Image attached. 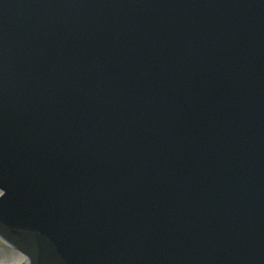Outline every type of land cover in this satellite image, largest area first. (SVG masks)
<instances>
[{"label":"water","instance_id":"water-1","mask_svg":"<svg viewBox=\"0 0 264 264\" xmlns=\"http://www.w3.org/2000/svg\"><path fill=\"white\" fill-rule=\"evenodd\" d=\"M0 190L26 264H264V0H0Z\"/></svg>","mask_w":264,"mask_h":264},{"label":"rangeland","instance_id":"rangeland-1","mask_svg":"<svg viewBox=\"0 0 264 264\" xmlns=\"http://www.w3.org/2000/svg\"><path fill=\"white\" fill-rule=\"evenodd\" d=\"M1 194V191H0ZM24 255L13 249L0 238V264H26Z\"/></svg>","mask_w":264,"mask_h":264}]
</instances>
